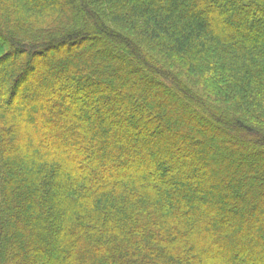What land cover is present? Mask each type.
I'll use <instances>...</instances> for the list:
<instances>
[{
  "label": "trees",
  "instance_id": "obj_1",
  "mask_svg": "<svg viewBox=\"0 0 264 264\" xmlns=\"http://www.w3.org/2000/svg\"><path fill=\"white\" fill-rule=\"evenodd\" d=\"M261 259L264 0H0V264Z\"/></svg>",
  "mask_w": 264,
  "mask_h": 264
},
{
  "label": "rangeland",
  "instance_id": "obj_2",
  "mask_svg": "<svg viewBox=\"0 0 264 264\" xmlns=\"http://www.w3.org/2000/svg\"><path fill=\"white\" fill-rule=\"evenodd\" d=\"M33 73V72H32ZM32 80L27 76L24 80H22V87H25V86H27V85H29V84H31L32 82H31ZM181 99V98H180ZM136 104H138L137 103V101H136ZM14 106L15 107H19V102H18V100H16V102H14ZM139 106V105H138ZM186 104L184 103V102H182L181 104H178L177 105V108H176V110L177 111H180V110H185V108H186ZM196 123L198 124V125H200L201 126V123L202 122H199V121H196ZM158 126V123H156V124H154V127L156 128ZM36 137H38V136H36ZM35 137V139H37ZM209 137H211V138H213L214 139V137L211 135V136H209ZM217 137V136H216ZM234 148V147H233ZM233 150H235V148L233 149ZM131 164V163H130ZM131 166V168H132V170L133 171H135V166H133V165H130ZM145 173V172H144ZM142 174H143V172H142ZM257 251V249L256 248H254V252L253 253H255ZM244 255H245V253L243 252V253H241V254H239V256H238V258H240V259H243V258H245L244 257ZM248 256V255H247ZM252 260V259H251ZM250 260V261H251ZM262 261L261 262H259V264H263V262H264V259H261Z\"/></svg>",
  "mask_w": 264,
  "mask_h": 264
}]
</instances>
